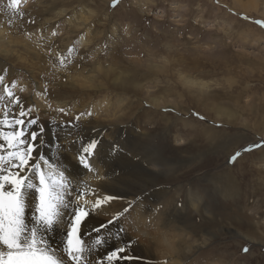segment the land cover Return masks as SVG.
Listing matches in <instances>:
<instances>
[{"label": "rangeland", "instance_id": "rangeland-1", "mask_svg": "<svg viewBox=\"0 0 264 264\" xmlns=\"http://www.w3.org/2000/svg\"><path fill=\"white\" fill-rule=\"evenodd\" d=\"M111 5L112 0H21L13 12L9 0H0V25L18 43L15 54L1 56L0 74H17L18 90L25 89L19 96L26 106L36 101L33 115L45 127L49 118L41 114L37 102L43 99L36 94L57 84L65 109L72 114L75 105L82 108L62 119L90 111L83 120L111 124L104 109L92 107L101 103L111 109L108 113L115 108L113 113L123 116L124 128L139 124L154 133L174 169L163 174L159 187L180 194L181 209L192 190L202 207L198 213L187 205L184 221L192 224L198 243L204 231L212 233L196 258L264 264V238L254 235L264 231V148L229 163L236 150L264 141V27L253 22L264 20V0H119ZM70 47L73 62L54 68L57 54L67 56ZM49 72L55 78L46 76ZM80 72L90 75V82L71 94L69 77ZM119 77L131 84L125 86ZM225 177L233 181L230 194L236 196L225 195ZM245 246L248 253L242 251Z\"/></svg>", "mask_w": 264, "mask_h": 264}, {"label": "snow or ice", "instance_id": "snow-or-ice-1", "mask_svg": "<svg viewBox=\"0 0 264 264\" xmlns=\"http://www.w3.org/2000/svg\"><path fill=\"white\" fill-rule=\"evenodd\" d=\"M20 3L9 0V7L16 12ZM118 3L112 0L111 6ZM253 22L264 27V20ZM67 51V56L57 54L54 68L65 69L73 62L75 49ZM0 88V264H119L133 259L128 252L137 240L127 238L128 226L135 227L129 217L140 197L129 200L111 192L107 173L101 174L97 166L101 140L85 139L80 131L81 121L92 113L81 112L71 119L52 117L49 140L39 115H33L38 112L35 103L26 106L14 91L17 83H7L0 74ZM36 95L57 116H72L63 107L53 108L46 85ZM258 148H264V141L236 150L229 163ZM117 149L113 145L111 150ZM72 163L78 168L76 173L71 170ZM117 201H122L121 207L110 210ZM157 212L153 210V216ZM101 216L105 219L91 223ZM151 220L150 216L147 226ZM162 243L171 246L166 234ZM242 251L248 253L249 247Z\"/></svg>", "mask_w": 264, "mask_h": 264}, {"label": "bare ground", "instance_id": "bare-ground-1", "mask_svg": "<svg viewBox=\"0 0 264 264\" xmlns=\"http://www.w3.org/2000/svg\"><path fill=\"white\" fill-rule=\"evenodd\" d=\"M252 5L257 7L258 2L253 1ZM0 11V14H2L3 10L1 8ZM85 37L86 40L84 41V44L88 45L90 43V39L86 36V34ZM17 44V38L11 37L9 35L7 26L0 25V61L3 60L1 59V56L5 58L10 56L9 54H15V45ZM27 47L30 48L28 45ZM2 66L3 64L0 63V71ZM96 68L97 66L95 69ZM95 72L93 71L92 73ZM14 74V71L10 70L8 77L6 78V82L9 81V84L13 82L14 76L17 77V74ZM83 74L84 73L80 72L75 76L69 77V82L71 83L72 87L71 89L65 88L69 90L71 94H75L77 89H80L82 85L90 82L89 77L91 76L89 75V77L86 78ZM46 76L55 78L51 72H49ZM116 80H118V77L115 76L114 81ZM119 80H121L120 77ZM121 81L125 83V86H129V84H131L129 80ZM60 87H62V85ZM57 88L58 85L54 84L53 87H51L48 91V95H51V97L55 99H52L53 101L51 104L55 108L59 106H63V108H65L67 106L65 102L58 101L60 94ZM14 91L17 95H20L18 88L14 89ZM2 92L3 89L0 88V94H2ZM37 103L42 111L41 114L48 116V121L52 117L61 119V117L54 115L47 109L44 100L38 101ZM72 106H74V104ZM72 106H70L71 109ZM79 106L80 104L73 107L72 114L76 112V109H82L79 108ZM97 106H99L97 111L103 109L106 111L102 112V114L105 113L103 117L105 119H111L112 123L106 124L105 122H100L94 119V124V122H91L89 119L83 120L81 121V134L85 139L89 137H95L101 140L99 156L97 158V166L99 167L101 174L107 173L106 182L109 185L111 192L114 194H119L125 199L129 200L134 199L137 196L140 197L131 212V216L129 217L130 221H135V227L131 225L128 226L127 238H135L137 240V243L128 252V255L133 257V259L128 261H120L119 264H157V262L165 260L167 264H241L237 260L230 262L222 257H215L209 260H198L196 258L198 250H200L202 247L208 246L212 241V233L210 234L209 231H204L202 233L203 235H201V238L198 239V241L202 240V242L198 243L193 236L195 234L192 231V224L189 223L188 225V223L184 221V216H186L185 213L188 212L189 208H192L195 212H200L199 209L202 207V205L199 201V198L196 197L192 190H187V194H189L188 202H183V209H181L179 204L180 194H175L174 192L171 194L170 187H165L162 185V187H159L163 174L165 172L172 174L174 169L170 159H167L162 155L159 144L155 142L156 139L154 133L143 130L139 124L137 125V128L129 126L124 128L123 125L126 124L125 120L123 116L118 115V113H113L115 108L112 109V112L108 113L111 111V109H105L106 107H103L105 105L102 106L101 103H98L94 106L92 104V107L94 108ZM48 121H45V138L50 140L51 137L47 133ZM61 135H63V133H61ZM113 145L118 146V149L114 152L111 150ZM71 170L74 173L78 171L75 163H72ZM225 179V182L227 183L225 185L224 191H228L225 193V195H229L230 193L234 192L235 187L232 186L233 181L230 178L227 180V177H225ZM175 186L177 187V185ZM231 196L234 197L236 195L232 194ZM121 204L122 201L114 202L110 210H118L121 207ZM155 209H158V212L153 216V210ZM150 216L152 217L151 226H147L145 222ZM104 219L105 218L102 216L95 217L91 223L98 224ZM112 231L115 232L116 228L112 227ZM164 234L167 235L168 240L170 241V247H167L162 243ZM234 235L235 238L240 237L238 232H235ZM254 235H259V237L264 238V231L258 230L256 233H254ZM246 238L254 240V237L252 236L246 235Z\"/></svg>", "mask_w": 264, "mask_h": 264}]
</instances>
